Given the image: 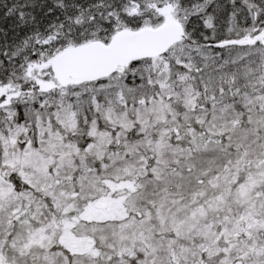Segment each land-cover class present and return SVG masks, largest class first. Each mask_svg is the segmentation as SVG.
<instances>
[{
    "label": "snow or ice",
    "instance_id": "snow-or-ice-1",
    "mask_svg": "<svg viewBox=\"0 0 264 264\" xmlns=\"http://www.w3.org/2000/svg\"><path fill=\"white\" fill-rule=\"evenodd\" d=\"M0 264H264V0H0Z\"/></svg>",
    "mask_w": 264,
    "mask_h": 264
}]
</instances>
